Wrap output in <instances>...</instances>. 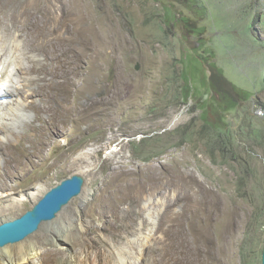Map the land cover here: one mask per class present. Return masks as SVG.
<instances>
[{
	"label": "rangeland",
	"instance_id": "rangeland-1",
	"mask_svg": "<svg viewBox=\"0 0 264 264\" xmlns=\"http://www.w3.org/2000/svg\"><path fill=\"white\" fill-rule=\"evenodd\" d=\"M0 18V72L28 54L59 73L36 97L45 112L25 107L0 134V190L19 198L0 223L85 179L31 235L36 260L116 264L126 248L129 264H262L264 0H0ZM183 70L200 99L184 96Z\"/></svg>",
	"mask_w": 264,
	"mask_h": 264
},
{
	"label": "bare ground",
	"instance_id": "bare-ground-1",
	"mask_svg": "<svg viewBox=\"0 0 264 264\" xmlns=\"http://www.w3.org/2000/svg\"><path fill=\"white\" fill-rule=\"evenodd\" d=\"M4 20L5 18H0V22ZM30 42V44L26 42V44L28 45L27 53H32L36 49L31 40ZM5 45V37L0 33V60H2ZM20 55L16 58V67L13 76L10 74L13 69L6 68L4 73H2L3 71L0 72V84L3 86V88L7 92V95L9 96L8 103H3L0 108V120H2V123H0V134L15 135L17 133V131L24 125L23 120H21V113H23L25 107L34 108L38 113V115L36 116L40 117L41 112H43L46 107L45 105L41 104V102H39L38 100L39 98L36 99V97L42 95L46 86L45 83L49 80L50 76L55 78L59 76V73L56 70L46 69L43 64L39 62V59L37 60L34 56L27 54L22 58L20 57ZM4 81H7L8 84H6ZM54 83L55 82H53V84ZM18 95H22L25 103L15 97ZM14 106H16L17 109H13L10 113L4 112V110L10 109L12 107L14 108ZM1 138L2 137H0V139ZM3 147L4 145L0 140V149H2ZM31 193L32 192H30L29 194ZM23 195H26V193H23L22 196ZM16 200H19V198L13 193H3L0 190V212L2 210L6 211L12 209L16 204ZM54 240L56 241L57 245L62 246V248L66 250H70L72 244L74 243V240L72 241V239H70L69 236L65 234L54 236ZM39 242V236H30L28 237V240L19 245L12 246V248L6 247L0 250V264H48L49 261L46 259V255L42 256L41 261L36 260L38 254H40L37 250ZM131 252V250L123 248L119 249V251H117L115 254L113 251L111 255L114 256V259L118 260L116 264H129L130 257H132L130 255ZM143 253L144 251L140 252V257L143 255ZM62 257L65 256L63 255ZM84 259L85 256L84 258H81L75 254L66 255V261H68L69 264H85ZM108 259L107 261H109ZM87 262H89V260ZM111 262H114L113 259H111ZM94 264L96 263L94 262ZM138 264H142L141 260L140 262H138Z\"/></svg>",
	"mask_w": 264,
	"mask_h": 264
},
{
	"label": "water",
	"instance_id": "water-1",
	"mask_svg": "<svg viewBox=\"0 0 264 264\" xmlns=\"http://www.w3.org/2000/svg\"><path fill=\"white\" fill-rule=\"evenodd\" d=\"M176 120L175 118L170 127L176 123ZM84 184L85 179L79 174L67 177L50 188L24 214L0 223V249L21 242L35 232L55 224L74 198L82 195ZM262 264H264V249Z\"/></svg>",
	"mask_w": 264,
	"mask_h": 264
},
{
	"label": "trees",
	"instance_id": "trees-1",
	"mask_svg": "<svg viewBox=\"0 0 264 264\" xmlns=\"http://www.w3.org/2000/svg\"><path fill=\"white\" fill-rule=\"evenodd\" d=\"M184 57H185V54H184ZM183 57V59H185ZM182 79L184 80V96L189 99L190 97L192 98H199L198 97L199 95H202L198 89V91H195L194 88L192 87L191 83H192V79L193 77L190 76V73H188V71L186 70H183V73H182ZM204 97V96H203ZM202 98V97H201ZM216 99H219L218 96H215ZM221 99L224 100L226 106H231L232 108L236 105V102L233 98L227 96V95H221ZM204 100V98H203ZM220 100V99H219ZM162 223H163V216H162ZM163 225V224H162ZM162 227V226H161Z\"/></svg>",
	"mask_w": 264,
	"mask_h": 264
},
{
	"label": "clouds",
	"instance_id": "clouds-1",
	"mask_svg": "<svg viewBox=\"0 0 264 264\" xmlns=\"http://www.w3.org/2000/svg\"><path fill=\"white\" fill-rule=\"evenodd\" d=\"M9 101V96L7 95V92L3 88V86L0 84V108L3 103H7Z\"/></svg>",
	"mask_w": 264,
	"mask_h": 264
},
{
	"label": "built area",
	"instance_id": "built-area-1",
	"mask_svg": "<svg viewBox=\"0 0 264 264\" xmlns=\"http://www.w3.org/2000/svg\"><path fill=\"white\" fill-rule=\"evenodd\" d=\"M256 114L259 115L260 117H264V107H259L256 110Z\"/></svg>",
	"mask_w": 264,
	"mask_h": 264
}]
</instances>
